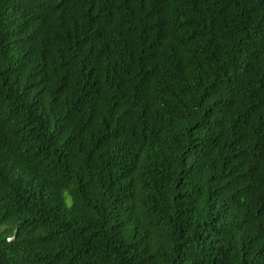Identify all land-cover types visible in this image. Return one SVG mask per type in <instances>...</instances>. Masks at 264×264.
Returning a JSON list of instances; mask_svg holds the SVG:
<instances>
[{
  "label": "trees",
  "instance_id": "obj_1",
  "mask_svg": "<svg viewBox=\"0 0 264 264\" xmlns=\"http://www.w3.org/2000/svg\"><path fill=\"white\" fill-rule=\"evenodd\" d=\"M0 264H264V0H0Z\"/></svg>",
  "mask_w": 264,
  "mask_h": 264
}]
</instances>
